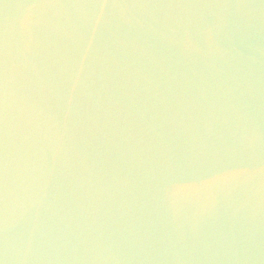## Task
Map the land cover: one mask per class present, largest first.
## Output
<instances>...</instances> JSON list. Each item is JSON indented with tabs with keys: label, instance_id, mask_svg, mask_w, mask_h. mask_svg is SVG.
Returning a JSON list of instances; mask_svg holds the SVG:
<instances>
[{
	"label": "water",
	"instance_id": "water-1",
	"mask_svg": "<svg viewBox=\"0 0 264 264\" xmlns=\"http://www.w3.org/2000/svg\"><path fill=\"white\" fill-rule=\"evenodd\" d=\"M0 264H264V0H0Z\"/></svg>",
	"mask_w": 264,
	"mask_h": 264
}]
</instances>
